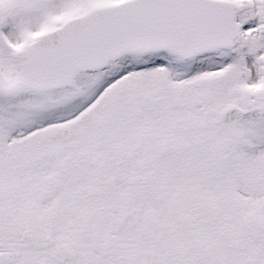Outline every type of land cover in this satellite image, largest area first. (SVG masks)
Segmentation results:
<instances>
[{"label": "snow or ice", "instance_id": "1", "mask_svg": "<svg viewBox=\"0 0 264 264\" xmlns=\"http://www.w3.org/2000/svg\"><path fill=\"white\" fill-rule=\"evenodd\" d=\"M0 264H264V0H0Z\"/></svg>", "mask_w": 264, "mask_h": 264}]
</instances>
